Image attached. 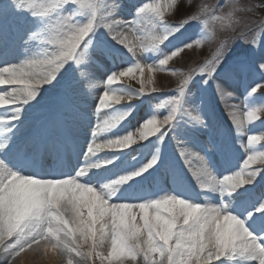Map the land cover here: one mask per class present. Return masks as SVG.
I'll list each match as a JSON object with an SVG mask.
<instances>
[{"label":"snow or ice","instance_id":"obj_1","mask_svg":"<svg viewBox=\"0 0 264 264\" xmlns=\"http://www.w3.org/2000/svg\"><path fill=\"white\" fill-rule=\"evenodd\" d=\"M262 10L0 0V264H264Z\"/></svg>","mask_w":264,"mask_h":264},{"label":"rangeland","instance_id":"obj_2","mask_svg":"<svg viewBox=\"0 0 264 264\" xmlns=\"http://www.w3.org/2000/svg\"><path fill=\"white\" fill-rule=\"evenodd\" d=\"M139 2V0H125V4H132V3H138ZM242 2H249V0H242ZM252 2H256V0H252ZM124 15L125 16H127V9L125 10V13H124ZM179 17V14L177 15V17H172V19L173 20H175V19H177ZM12 20L13 19H10V22L8 23L9 25L12 23ZM14 24H16V21H14ZM17 27H21V31H22V26H20V25H16ZM9 34H14V32L12 31V25H10L9 26ZM189 35H191V32L189 33ZM213 46H215V45H212V47ZM206 50H208L207 49V47L205 48ZM204 49V50H205ZM203 53V52H202ZM200 54L201 55V57H203L205 54ZM188 58L186 57L185 58V60L186 61H188V60H190V59H192L194 56H195V53H189L188 54ZM171 66V65H170ZM177 67H179V66H181V65H176ZM104 70H105V68H104V66L102 65L101 66V68H100V70H99V72H98V75L99 76H103V74H104ZM147 75V74H146ZM156 79H157V86L159 87V88H163V87H165V91H170L172 88H174V86H175V79L173 78V77H171L169 74H167V73H157V75H156ZM126 83H130V85L132 86V87H134V88H139V84L136 82V81H126ZM243 81H241V83H239L238 85H235V87H237L238 89H239V91L240 90H244V88H243ZM137 101H139V100H137ZM140 102V101H139ZM156 101H149V100H145V105H144V107H143V109H142V113L140 114L141 116H143L144 115V113L148 110V107H149V104L150 103H155ZM134 104H136L137 105V108L140 106L139 104H137V103H135V100H134V102H133ZM138 116H137V119H139V117H141L139 114H137ZM136 123V121L134 120L133 121V124H135ZM33 126V124L32 123H30V124H28V125H26V127H25V129H29V128H31ZM253 132H258V131H260L257 127L255 128V130H252ZM171 150V149H170ZM223 160V158H221V161ZM222 164V163H221ZM187 177L188 178H190L191 179V181H192V183L194 184L195 182H194V180L190 177V176H188L187 175ZM26 254H28V253H22V255H26ZM21 255V256H22ZM19 259V258H18ZM17 259V260H18Z\"/></svg>","mask_w":264,"mask_h":264},{"label":"bare ground","instance_id":"obj_3","mask_svg":"<svg viewBox=\"0 0 264 264\" xmlns=\"http://www.w3.org/2000/svg\"><path fill=\"white\" fill-rule=\"evenodd\" d=\"M9 18H11V16H9L7 19H4V18L1 19V21H0V28L3 26L2 22H3V21H7V22H8V21H9ZM13 20H14V19H13ZM10 35H14V34H10ZM94 98H95V97L93 96V99H94ZM83 135H84V132H83V130H81V132H80V143H81V144L83 143V139H82ZM68 155H72V156L75 155V153L72 151L71 148H69L68 152L66 153V157H67ZM15 264H43V262H41V261L39 260L38 257H34V256H32L30 253H28V254H26V255H22V256H21V257L15 262Z\"/></svg>","mask_w":264,"mask_h":264}]
</instances>
